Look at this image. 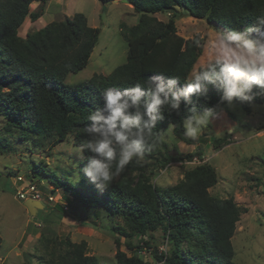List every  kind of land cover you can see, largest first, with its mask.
Returning a JSON list of instances; mask_svg holds the SVG:
<instances>
[{"label":"trees","instance_id":"1","mask_svg":"<svg viewBox=\"0 0 264 264\" xmlns=\"http://www.w3.org/2000/svg\"><path fill=\"white\" fill-rule=\"evenodd\" d=\"M49 1L0 0V144L11 150L16 141L31 139L36 145L46 143L51 148L68 137L79 147L88 139L84 131L90 123L87 117L103 105L101 93L107 87L123 89L143 84L153 75L175 76L181 85L190 81L204 43L198 36L180 37L176 19L185 15L204 20L215 31L242 29L257 17H264V0H128L138 19L131 27H120L127 46L124 64L106 76L94 74L87 81L67 85L64 81L69 74H78L87 67L99 30L90 27L83 14L76 13L29 32L25 38L19 37L18 31L27 18L35 22L42 15L43 8L31 12L30 5ZM158 14L170 18L162 22L155 17ZM208 96L211 106L219 93L210 89ZM257 105H264V98L237 107L250 114ZM183 114L182 105L179 115L166 113L158 123L156 131L161 139L146 153L145 162L162 168L183 161L179 155L167 154L162 135L169 125H175L173 136L192 145V140L183 135ZM197 156L201 161V154ZM85 162H79L77 173ZM143 166L147 165L133 161L103 189L89 183L82 173L79 183H74L75 176L68 171L60 178L41 163L32 173L46 177L54 189H64L67 198H74L83 207L104 211L113 222L115 264H150L139 255L143 248L156 264H234L231 239L242 211L232 197L219 199L209 193L218 183L216 170L200 163L187 170L177 184L158 188L141 172ZM131 168L141 173L131 177ZM156 231L162 233L166 251L158 252L149 244V235ZM39 240L46 253L39 264H100L88 253L85 241L76 243L68 237L55 241L43 234ZM122 246L131 252L130 256L121 250Z\"/></svg>","mask_w":264,"mask_h":264},{"label":"rangeland","instance_id":"2","mask_svg":"<svg viewBox=\"0 0 264 264\" xmlns=\"http://www.w3.org/2000/svg\"><path fill=\"white\" fill-rule=\"evenodd\" d=\"M47 3L30 5V11L39 12L43 8L42 14H45L41 15V21L31 27L23 24L18 31L20 36L25 35L26 28L29 30L27 33L37 31L43 28L42 23L60 22L76 13L83 14L88 25L99 30L98 43L92 49L87 67L78 74H69L65 84L87 81L94 74L106 76L124 64L127 46L120 27H131L138 19L131 5L121 0H110L107 4L98 0H50ZM155 17L162 22L170 18L168 14ZM175 26L177 34L184 39L195 36L203 39V50L190 74L191 79L197 69L203 68L212 59L215 31L204 20L185 15L176 19ZM2 119L0 117V129ZM230 127L232 131L228 130ZM162 135L167 154L179 155L183 161L162 168L141 161L140 165H147L142 167L141 172L149 176L156 187L165 188L177 184L184 173L196 165L210 164L216 170L218 183L209 193L219 199L232 197L242 211L231 239L234 264H264V105L254 106L250 114L237 107L235 112L221 115L197 140H192V145H197L195 148L180 142L172 131L166 130ZM219 140L223 143H213ZM43 144L36 145L31 139L16 141L12 142L14 150L0 144L2 264H39L40 257L46 255L39 240L42 234L55 241L66 237L76 243L85 241L88 253L95 256L100 264H115L111 231L113 222L104 211L83 207L74 198H67L64 189H54L46 177L32 173L41 163L42 167L46 165L60 178L67 171L75 176L82 160L75 151L78 147L73 145L72 137L51 148ZM198 153L201 154V161ZM189 154L194 155L193 158H187ZM141 172L131 168L129 176L135 177ZM17 177L24 182L17 183ZM29 182L35 184L45 197L44 209L38 212L36 219L29 216L23 206L24 201L19 200L16 194L21 184L26 186ZM48 196L53 198L52 202L47 201ZM148 238L149 244L158 252L168 249L160 231L150 234ZM121 250L131 255L123 246ZM139 255L148 263L156 264L147 249L143 248Z\"/></svg>","mask_w":264,"mask_h":264},{"label":"clouds","instance_id":"3","mask_svg":"<svg viewBox=\"0 0 264 264\" xmlns=\"http://www.w3.org/2000/svg\"><path fill=\"white\" fill-rule=\"evenodd\" d=\"M210 89L219 93L211 106L207 103ZM101 95L103 105L87 117L88 139L75 149L86 162L74 180L79 183L82 173L99 189L106 188L133 161L145 160L161 139L156 128L166 113L179 115L183 105V135L195 141L221 115L235 112L238 104L253 105L264 98V17L242 29L215 30L212 59L183 85L175 76L153 75L143 84L107 87ZM200 100L205 104L200 105ZM174 127L169 125L168 131Z\"/></svg>","mask_w":264,"mask_h":264},{"label":"built area","instance_id":"4","mask_svg":"<svg viewBox=\"0 0 264 264\" xmlns=\"http://www.w3.org/2000/svg\"><path fill=\"white\" fill-rule=\"evenodd\" d=\"M22 178L17 177V183H22ZM24 182V181H23ZM17 197L21 201H26L28 199L34 200V201H41L44 200V195L40 192V190L36 187L35 184L32 182H29L26 186L20 185L19 188H17ZM48 202H52L53 198L51 196L47 197ZM0 264H2V261L0 260Z\"/></svg>","mask_w":264,"mask_h":264},{"label":"water","instance_id":"5","mask_svg":"<svg viewBox=\"0 0 264 264\" xmlns=\"http://www.w3.org/2000/svg\"><path fill=\"white\" fill-rule=\"evenodd\" d=\"M121 2L130 5L128 0H121ZM23 206L26 208L29 216L33 219H36L38 212L44 209L43 202L31 199L24 201Z\"/></svg>","mask_w":264,"mask_h":264},{"label":"crops","instance_id":"6","mask_svg":"<svg viewBox=\"0 0 264 264\" xmlns=\"http://www.w3.org/2000/svg\"><path fill=\"white\" fill-rule=\"evenodd\" d=\"M47 4H48V3H47ZM47 4H46V5H47ZM32 5H33V6H39V4H37V3H33ZM46 10H47V8H46ZM46 10H45V12H46ZM31 12H35V11H31ZM44 14H45V13H44ZM44 14H42V16H43ZM42 16H40V18H38L35 22H30V19L27 18V19L23 22V24H24V26L27 25V26H30V27H31L32 24L37 23L38 21H41V17H42ZM23 24H22V25H23ZM29 24H30V25H29ZM45 25H46V23H42L41 26L44 27ZM30 30H31V29H30ZM28 31H29V30H28ZM28 31H27V28H26V29L24 30L25 35L20 36L19 33H18V36L21 37V38H25L26 33H27Z\"/></svg>","mask_w":264,"mask_h":264}]
</instances>
